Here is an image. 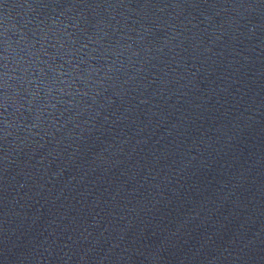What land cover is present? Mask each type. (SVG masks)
<instances>
[{"label": "water", "instance_id": "obj_1", "mask_svg": "<svg viewBox=\"0 0 264 264\" xmlns=\"http://www.w3.org/2000/svg\"><path fill=\"white\" fill-rule=\"evenodd\" d=\"M0 264H264V0H0Z\"/></svg>", "mask_w": 264, "mask_h": 264}]
</instances>
